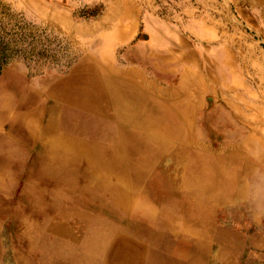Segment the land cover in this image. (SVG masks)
Returning a JSON list of instances; mask_svg holds the SVG:
<instances>
[{
    "label": "crops",
    "instance_id": "0c3cea01",
    "mask_svg": "<svg viewBox=\"0 0 264 264\" xmlns=\"http://www.w3.org/2000/svg\"><path fill=\"white\" fill-rule=\"evenodd\" d=\"M249 3L264 7V0ZM45 13L47 8L42 7L41 14ZM143 15L139 7L115 17L108 10L100 15L95 33L101 43L89 60L102 65L96 73L110 95L112 77L119 76L127 87L137 74L144 78L138 88L156 103V242L181 237L191 264H243L244 258H253L248 264H264V76L258 78L248 70L251 61L255 65L264 59L257 49L262 45L243 35L242 47L232 46L238 34L226 37L224 29L210 24L203 12L185 9L166 16L158 0L156 23L149 13ZM146 37L151 40L147 49L142 47ZM214 41L216 45L208 47ZM120 45L126 48L118 57ZM248 45L253 55L247 53ZM114 57L120 65L114 64ZM18 69L27 93H38L33 106L39 116L18 119L13 115L21 102L8 103L0 118V164L18 170L23 181L24 172L41 173L53 167L51 157L66 153L54 118L56 110L65 107L57 99L65 75L50 71L31 74L30 79L15 65L3 71L0 84ZM8 99L10 95L0 90V106ZM32 124L39 135L19 133ZM55 129L58 132H50ZM96 136H89L91 145L95 146ZM7 138L15 144L12 149ZM14 150L25 163L8 160ZM51 184L62 187L44 185L51 188ZM19 187L22 183L14 192L16 201L23 196Z\"/></svg>",
    "mask_w": 264,
    "mask_h": 264
},
{
    "label": "bare ground",
    "instance_id": "6f19581e",
    "mask_svg": "<svg viewBox=\"0 0 264 264\" xmlns=\"http://www.w3.org/2000/svg\"><path fill=\"white\" fill-rule=\"evenodd\" d=\"M25 3L41 13L42 7L37 0H25ZM69 53L76 55L77 50L73 49ZM84 57L86 56H81L79 62L72 65L63 76L64 81L59 84L62 93L57 99L65 107L57 109L54 118L57 119L55 124L60 129L61 134H58L66 153L52 155L53 167L41 173L34 170L24 172L27 177L23 181V174L18 170H14L11 165L0 164V232L8 216L20 217L24 226L19 232L26 238L24 248L29 253L35 250L39 254L37 259L23 257L21 261L13 260L9 264H59L47 235L51 231L67 244L69 254L72 255L70 262L73 264H166L164 257L156 256V250L144 247L134 237L139 229V216L144 213L151 220L148 227L143 226L142 230L148 231L146 234L149 237L146 239L151 240L156 247V184L149 180L150 173L130 170L123 162L113 165L111 159L103 154V151L110 150L120 159L127 156L126 149L131 148L135 154H144V151L150 150L153 154L149 156L156 157V103L138 88L144 78L137 74L127 87L119 76L112 77L111 96L96 73L102 65ZM22 73L18 69L11 73L9 80L7 78L0 84V90L10 95L7 103L0 106V118L8 103L19 100L21 105L13 116L38 120L39 110L33 106L38 93H27ZM108 100L112 103L111 108ZM143 100L148 104L142 105ZM24 127L26 128L19 133H30L32 138L40 134L34 124ZM50 132H58V129ZM92 134H97L95 146L88 140ZM7 144L10 149L15 145L8 138ZM10 153L7 157L9 161L24 162L17 151ZM4 157L2 154L1 159H5ZM82 163L85 168L78 170ZM110 175L115 177L114 181L110 179ZM79 180L84 181L81 187L77 185ZM39 182L62 186L57 189L58 198L69 199L74 203L78 200L76 209L93 216L96 228H88V233L83 231L81 235H77L75 229L67 227V224L70 226L69 223L65 224L51 217L53 214H61L60 210L64 211L66 206L56 201L48 204L41 193V188H46V185L39 188ZM19 183L23 185L22 188L19 187L23 196L16 201L13 197ZM138 186L143 188L135 189ZM151 190L155 193L154 197L150 195ZM27 192L29 195L26 198ZM145 193L149 195L143 199ZM90 205L94 207L88 208ZM30 213L38 216L36 221L30 217ZM108 217L117 223L110 225L111 232L109 226L106 233L102 234L104 229H100L97 220L106 222ZM68 219L72 221L74 218ZM119 228L122 233L118 232ZM173 238L167 237L161 242L164 245V250L161 251L167 254L168 261L176 260V263L169 264H191L192 257H187L182 251L185 241L179 236ZM2 250L0 238V264H4L2 254L5 252L2 253Z\"/></svg>",
    "mask_w": 264,
    "mask_h": 264
},
{
    "label": "rangeland",
    "instance_id": "374dc122",
    "mask_svg": "<svg viewBox=\"0 0 264 264\" xmlns=\"http://www.w3.org/2000/svg\"><path fill=\"white\" fill-rule=\"evenodd\" d=\"M37 2L41 4V7L47 8L45 15L40 12L37 13L34 7L26 5L25 0H0V76L4 70L15 65L25 69L28 74L27 78L30 79L32 78L31 74L46 75L50 71H57L62 75H66L72 65L79 62L81 56H86L84 58L88 59L91 58V54H95L96 47L101 43L100 37L96 38V21L106 10L112 12L115 17L122 11L139 7L144 14L143 17L149 13L152 21L156 23V0H37ZM249 2L250 0H158V5L160 11L166 16L168 14H179L185 9H190L194 13L203 12L210 24L218 25L220 31L224 29L226 37H229V34L231 36L238 34L237 42L232 43V46L242 47L240 45L242 43L239 40L242 41L243 35H247L250 40L253 37L261 43L262 46H257V49L259 53L264 54V7L258 6V2L256 7H253ZM258 28H262V30L258 31ZM142 29L139 30V34H141ZM136 40L137 38L134 43ZM226 40L227 38H225V43L228 44ZM143 41L145 46L142 47L147 49L151 40L146 37ZM215 42H210L208 47L213 48L216 45ZM243 45L246 47V43H243ZM131 46L134 47L135 44L132 43ZM248 46L247 53L253 55L251 45ZM124 48H126L124 45L118 46V57ZM73 49L77 50L76 55L69 53ZM147 52L145 50V54ZM112 56H114V52H112ZM120 63L119 58L118 61H115L114 57V64L118 66ZM251 63L253 62L251 61L248 64L249 73L258 78L264 76V59L257 60L255 65H251ZM129 68L136 70L132 66ZM154 152L156 154V150ZM126 153L127 156L124 155V158L119 159L112 151H104V154L111 159L113 165H119V163L123 162L126 168L128 167L130 170L138 169L141 172H149V180L156 184V157L148 155L152 154L151 151L146 150L144 154L139 152L135 154L129 148L126 149ZM84 168L85 164L82 163L81 169L83 170ZM110 179L114 181L115 177L110 175ZM83 183L84 181L79 180L77 185L81 187ZM44 184L42 183V185ZM51 185V188H42L43 198L48 199V204L56 201L66 206L64 211L60 210L61 214H53L51 217L53 216L55 220H60L65 224L69 223L70 226L67 224V227L72 230L75 229V234L77 235H81L83 231L88 233V228H91V230L96 228L93 225V216L87 215L85 211L76 209L78 200L74 203L69 199L58 198L57 189L60 188H56L53 184ZM138 188L139 186L135 189ZM142 191L144 192V190ZM153 192L152 190L150 191L151 197L154 194ZM140 193L138 192V194ZM147 195L149 194L145 193L142 198H148ZM90 206L88 208L94 207L93 205ZM30 217L35 221L38 218L32 213H30ZM139 217L138 226L140 228L134 234L135 239L151 250L164 249L163 244H161L162 238L157 240L156 247L152 245L151 240L146 239L149 237L146 234L148 231L142 230V227H148V224H150L151 219H149V216L142 213ZM68 218L74 219L69 221ZM106 219V222L97 220L100 224L98 225L100 229H104L102 234L106 233V230H108L106 228L111 224L117 223L109 217ZM3 224L0 238L3 248L2 253L5 252L4 255L2 254V262L4 264H9L13 260L21 261L23 257L27 259H37L39 257L35 250L29 253L24 248L26 238L19 232L24 226L20 217L12 218L8 216ZM125 224L127 225L128 222L126 221ZM111 231L112 227L110 226L109 232ZM118 232L122 233L121 228H119ZM47 235L53 250L57 254L55 257L57 262L59 264H73L70 262L72 255L69 254L67 244H64L62 239L57 237L56 233L52 231ZM166 255L162 251L156 252L158 258L164 257L166 259V264L176 263L175 259L168 261ZM242 262L243 264H248L254 261L253 258H244ZM213 264L219 263L215 261Z\"/></svg>",
    "mask_w": 264,
    "mask_h": 264
}]
</instances>
